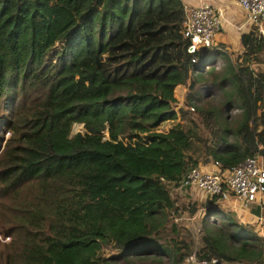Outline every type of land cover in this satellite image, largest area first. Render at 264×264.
Segmentation results:
<instances>
[{"label": "trees", "instance_id": "1", "mask_svg": "<svg viewBox=\"0 0 264 264\" xmlns=\"http://www.w3.org/2000/svg\"><path fill=\"white\" fill-rule=\"evenodd\" d=\"M182 21L180 0H0V264L263 262L219 195L195 245L177 219L204 203L176 190L198 161L264 158V34L190 56ZM197 85L220 106L196 105Z\"/></svg>", "mask_w": 264, "mask_h": 264}, {"label": "built area", "instance_id": "2", "mask_svg": "<svg viewBox=\"0 0 264 264\" xmlns=\"http://www.w3.org/2000/svg\"><path fill=\"white\" fill-rule=\"evenodd\" d=\"M244 12L245 20L257 26L260 34L263 30L260 22L264 17V0H232ZM221 27L220 15L216 8L208 4L187 7L183 6V21L180 34L186 42L185 52L193 56L201 52L202 48H210ZM195 57L190 62L194 63ZM214 69L221 67L220 62L212 64ZM192 110V107H189ZM239 110L234 109V113ZM164 123V122H163ZM163 123L158 126V131L163 130ZM168 123L167 125H171ZM81 127V124H79ZM215 171H202L199 166L191 168L182 181L183 185H192L207 196L228 194L238 200L248 203L255 200L257 195L264 191V169L256 161V156H248L231 167H225L214 161ZM218 197V198H219ZM186 264H253L246 262H226L212 258L208 261L197 260L194 254L183 259ZM264 264V260L262 263Z\"/></svg>", "mask_w": 264, "mask_h": 264}, {"label": "crops", "instance_id": "3", "mask_svg": "<svg viewBox=\"0 0 264 264\" xmlns=\"http://www.w3.org/2000/svg\"><path fill=\"white\" fill-rule=\"evenodd\" d=\"M183 6L193 7L198 6L201 4H208L216 8L220 15V22L221 27L218 33L215 36L214 44L212 47L218 48L220 50H225L231 58L233 55L239 53L240 51V42H239V35L247 32L253 25L248 23L245 20L244 12L241 8L236 5L232 0H180ZM260 26L263 30L264 34V17L260 22ZM220 62L221 67L223 66L224 62L222 59H214L212 62ZM220 67V68H221ZM262 70H264V64L262 66ZM184 89L183 86L177 85L174 89H178V94H176V90L173 89L174 97L176 99V103L179 105L182 104V96ZM181 101V102H180ZM176 107V106H175ZM238 110V109H236ZM179 117V116H178ZM177 117V118H178ZM171 123L170 121H166L163 123V130H166ZM257 164L264 169V158L260 155L256 156ZM197 166L202 171H215L217 168L212 164V161H198ZM179 192L178 194L181 196L182 200H189L196 202V204L207 205V198L206 195L203 194L199 189L194 186L190 185H183L180 184L179 188L177 189ZM229 195V194H228ZM228 195L222 196L216 199L215 204L219 206V201H224L225 206L229 205L231 208V212L224 213L222 211L223 208L219 209L222 213L226 214V216H230V218L248 229L255 232L256 235L260 237H264V191L259 193L255 200L251 202L253 206L250 208H246L247 205L250 203H244L237 198L234 197L232 202H229L231 197L229 198ZM200 206V205H199ZM245 208V209H243Z\"/></svg>", "mask_w": 264, "mask_h": 264}, {"label": "rangeland", "instance_id": "4", "mask_svg": "<svg viewBox=\"0 0 264 264\" xmlns=\"http://www.w3.org/2000/svg\"><path fill=\"white\" fill-rule=\"evenodd\" d=\"M219 70V69H218ZM176 90V94H178V89H174ZM181 90L183 91V94L185 93V89H182ZM196 91L203 97H201L198 101L194 102L196 105H200L202 107H210V106H220L221 104V95L217 92V91H211L209 90L205 85H197L196 86ZM182 99H183V96H182ZM182 101V100H181ZM180 101V102H181ZM179 104L176 103L174 106H178ZM173 106V109L174 111L176 110V107ZM223 108V107H221ZM235 108L229 110V109H222V114L223 115H226L228 117H231L232 115H235L237 113H234L233 110ZM177 114V113H176ZM78 131H81V127L79 126V124H74L72 127H71V131L70 133H74V132H78ZM176 192L178 193L179 191L176 190ZM228 197L231 199L229 200V202H232L234 200V196L229 194ZM184 201H189V200H184ZM216 201V200H215ZM214 201V202H215ZM207 202V201H206ZM253 202V201H252ZM250 203L249 205H247L246 208H250L251 206H253V204H251V202H248ZM207 208V205L205 204L204 206H199V209L198 211L195 213L194 216H191V217H184L182 220L177 219L179 222L181 221V223L187 228V230L189 231L191 237L193 238V241H194V244L197 245L198 243H200V238L203 234V229H202V226H201V217L203 216V213H204V210ZM223 208L224 213H228L231 212V208L229 205L225 206V202L223 201H219V206H217V209H221ZM245 209V208H243ZM223 215V214H222ZM224 218H230V216H226L223 215ZM220 217H217L215 216L214 217V221L219 224L220 222ZM8 241V237L6 236H0V242L2 243H5ZM108 252L106 250H102L101 251V255L102 256H105Z\"/></svg>", "mask_w": 264, "mask_h": 264}, {"label": "clouds", "instance_id": "5", "mask_svg": "<svg viewBox=\"0 0 264 264\" xmlns=\"http://www.w3.org/2000/svg\"><path fill=\"white\" fill-rule=\"evenodd\" d=\"M181 105V104H180ZM180 105H178V106H176V110H175V112L178 114V112H177V108L180 106ZM175 107V106H174ZM174 110V109H173ZM163 123V122H162ZM80 132V131H79Z\"/></svg>", "mask_w": 264, "mask_h": 264}]
</instances>
